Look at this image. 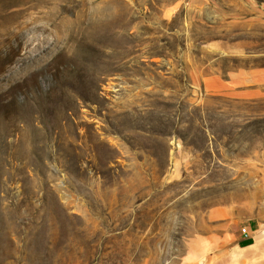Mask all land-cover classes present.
<instances>
[{"label": "rangeland", "instance_id": "1", "mask_svg": "<svg viewBox=\"0 0 264 264\" xmlns=\"http://www.w3.org/2000/svg\"><path fill=\"white\" fill-rule=\"evenodd\" d=\"M0 264H264V0H0Z\"/></svg>", "mask_w": 264, "mask_h": 264}, {"label": "trees", "instance_id": "2", "mask_svg": "<svg viewBox=\"0 0 264 264\" xmlns=\"http://www.w3.org/2000/svg\"><path fill=\"white\" fill-rule=\"evenodd\" d=\"M86 65H88L89 68H96V62L94 59V56L91 55L89 59L86 61ZM93 79H95V74L92 73L91 75H80L78 77V82L80 83V86L78 88H69L67 90H61L60 96L64 97V99L74 100L77 102V100H82V98L89 93V89L91 85L90 83L93 82ZM95 92L97 93V88L95 89ZM157 121H154V123L149 126H141L140 129H138L142 133H152L159 135V128L156 126ZM93 148L91 149V156L93 157L92 164L91 160L88 161L87 157H84L82 155H78L77 152H74V154H66V158L71 160L67 165V172L70 174L75 173L78 174L84 165H87L88 167H91L92 171L96 174L97 172H100V170L104 169H112L114 167L119 166L118 157H119V151L114 146L110 145L107 142H101L98 140L97 143H91ZM142 148H144V145H140ZM146 148V147H145ZM153 148L152 156L159 161V151L156 147ZM80 149V148H76ZM166 156H169V151L166 152ZM95 162V165L94 163ZM252 244V243H250Z\"/></svg>", "mask_w": 264, "mask_h": 264}, {"label": "crops", "instance_id": "3", "mask_svg": "<svg viewBox=\"0 0 264 264\" xmlns=\"http://www.w3.org/2000/svg\"><path fill=\"white\" fill-rule=\"evenodd\" d=\"M245 228L249 231L251 236H249V237L241 236L239 249H245V248H248L251 245H253V241L255 242V238L252 235L259 231V223L253 222V221L249 222ZM250 243H252V244H250Z\"/></svg>", "mask_w": 264, "mask_h": 264}, {"label": "bare ground", "instance_id": "4", "mask_svg": "<svg viewBox=\"0 0 264 264\" xmlns=\"http://www.w3.org/2000/svg\"><path fill=\"white\" fill-rule=\"evenodd\" d=\"M17 50V49H16ZM21 54V53H20ZM262 241H263V239H262V237L259 235V234H257V236L255 237V242L253 243V245H251L250 247H248V248H252V247H254L255 249H258V247L262 244ZM248 248H245V249H248ZM244 250V249H243ZM250 252H253V251H249L248 253H250Z\"/></svg>", "mask_w": 264, "mask_h": 264}, {"label": "built area", "instance_id": "5", "mask_svg": "<svg viewBox=\"0 0 264 264\" xmlns=\"http://www.w3.org/2000/svg\"><path fill=\"white\" fill-rule=\"evenodd\" d=\"M242 235H243V237H249L250 233H249V231L246 228H243L242 229Z\"/></svg>", "mask_w": 264, "mask_h": 264}]
</instances>
